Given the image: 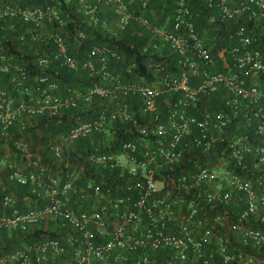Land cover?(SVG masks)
<instances>
[{
    "label": "built area",
    "instance_id": "obj_1",
    "mask_svg": "<svg viewBox=\"0 0 264 264\" xmlns=\"http://www.w3.org/2000/svg\"><path fill=\"white\" fill-rule=\"evenodd\" d=\"M159 1L0 0V264H264V0Z\"/></svg>",
    "mask_w": 264,
    "mask_h": 264
},
{
    "label": "trees",
    "instance_id": "obj_2",
    "mask_svg": "<svg viewBox=\"0 0 264 264\" xmlns=\"http://www.w3.org/2000/svg\"><path fill=\"white\" fill-rule=\"evenodd\" d=\"M12 2H16L20 5H29L31 3H34L36 1H40V0H10ZM42 1V0H41ZM159 1V0H158ZM160 2V1H159ZM162 0H161V4H162ZM197 6V5H196ZM202 13H205V10L201 11ZM163 13H166V11ZM164 15V14H163ZM202 20V19H201ZM18 30L17 33H14L15 38V43L14 45L9 44V40H5L4 44L7 50H11L12 52L15 53V55L17 56V59L19 62L24 61L26 63V68L28 69V72L33 74L37 71V66H35L31 60L32 58L37 54L38 51H40V46L39 43L31 38L28 37H23L21 38V32H22V27H20L18 25ZM142 71H144V74L147 78H149V73L148 71H146L145 66L142 65L141 68ZM71 72H67L66 74V79L71 78ZM0 79H3V75H0ZM72 79V78H71ZM40 130H42V135L39 139L40 142H45V140L47 139V133L48 132H55L58 131L57 129H55V126L53 125H49V126H45L43 123L40 122ZM35 138H37L38 136L35 135ZM29 186H30V181L26 182V183H19V182H9L6 184V188L7 190H12L13 192H15L18 196L23 197L25 196L24 194L28 193L29 191ZM21 208H23V206H21ZM7 234L4 232V237H6ZM26 240H29V236L28 237H24V239H17L14 242H12L14 245H16L17 247H21L24 242Z\"/></svg>",
    "mask_w": 264,
    "mask_h": 264
},
{
    "label": "rangeland",
    "instance_id": "obj_3",
    "mask_svg": "<svg viewBox=\"0 0 264 264\" xmlns=\"http://www.w3.org/2000/svg\"><path fill=\"white\" fill-rule=\"evenodd\" d=\"M37 135L38 137L35 138L34 136ZM42 135V130L37 129L31 133V138H32V143H29V135L26 137L27 144H26V149L29 151H42L44 149V144L43 143H38L40 142L39 139ZM40 136V137H39ZM18 153H20V149H18ZM21 156L18 154V158Z\"/></svg>",
    "mask_w": 264,
    "mask_h": 264
}]
</instances>
